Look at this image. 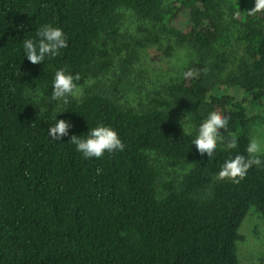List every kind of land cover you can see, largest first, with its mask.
Wrapping results in <instances>:
<instances>
[{
    "label": "trees",
    "instance_id": "trees-1",
    "mask_svg": "<svg viewBox=\"0 0 264 264\" xmlns=\"http://www.w3.org/2000/svg\"><path fill=\"white\" fill-rule=\"evenodd\" d=\"M254 5L0 0V264H240L244 220L254 211L264 221V166L239 184L216 176L228 157L247 155L249 111L264 107V14L248 16ZM129 19L147 42L122 45ZM45 24L62 28L68 47L32 64L22 43ZM145 44L166 57L181 49L187 62L164 94L134 106L125 90ZM61 68L81 77L67 104L51 99ZM190 69L197 75L184 78ZM212 111L237 147L218 146L211 159L192 140ZM185 113L193 129L184 133ZM60 119L69 135L54 141L48 129ZM99 124L124 150L85 158L71 136Z\"/></svg>",
    "mask_w": 264,
    "mask_h": 264
},
{
    "label": "clouds",
    "instance_id": "clouds-1",
    "mask_svg": "<svg viewBox=\"0 0 264 264\" xmlns=\"http://www.w3.org/2000/svg\"><path fill=\"white\" fill-rule=\"evenodd\" d=\"M248 16H256L258 13L264 14V0H255V5L248 10ZM240 11L235 13V18H239ZM22 27V26H21ZM35 37L25 38L23 40L24 53L32 64H38L45 61V58H53L57 56L60 49L68 47L65 34L60 27H54L51 24L42 25L35 32ZM205 73L208 69H203ZM197 70L190 69L183 73L184 78L195 77ZM80 75L75 76L66 73L61 68L55 71L53 79V91L51 99L54 101H63L67 104L68 97H77L81 89L74 81L80 80ZM37 92L39 89L36 90ZM192 113H185L180 120L184 133L192 129L191 124ZM228 119L217 111H212L207 118L201 121L196 129L195 138L192 144L196 146V150L201 156L207 154L209 158H213L218 145H223L226 149L231 150L237 147V141L234 138L225 137L220 133L221 129L228 130ZM71 125L64 119L56 120L55 124L48 129V136L54 141H60L63 137L69 135ZM229 136L231 134L229 133ZM70 143L75 145L76 151L82 153L85 158H101L105 152L114 153L124 150V143L119 137L116 130L109 126L99 124L91 128L87 135H72ZM247 155L237 154L234 157H228L222 164L217 173V180H230L239 184L245 179L248 171L253 167L264 166V138L256 135L251 136L246 146ZM99 171V170H98Z\"/></svg>",
    "mask_w": 264,
    "mask_h": 264
},
{
    "label": "rangeland",
    "instance_id": "rangeland-1",
    "mask_svg": "<svg viewBox=\"0 0 264 264\" xmlns=\"http://www.w3.org/2000/svg\"><path fill=\"white\" fill-rule=\"evenodd\" d=\"M133 19H129L125 24L124 35L120 39L123 46H135V42H147L149 38L147 32L137 29ZM140 59L131 70V87L125 90L134 106L139 102L147 100L155 93L164 94L165 88L174 82L179 76L182 67L186 64V53L179 49L172 57H166L156 47H145L140 49ZM119 74V73H116ZM111 77L103 80L105 86L109 87ZM221 90L228 94H235L237 99H242L244 94L236 88L221 87ZM249 115L254 117L251 127V136L256 135L264 138V107L260 109H250ZM183 116H178L180 122ZM193 129V127H192ZM191 129V130H192ZM223 146V145H218ZM242 240L237 243V253L240 264H264V221L251 211L244 220L240 230Z\"/></svg>",
    "mask_w": 264,
    "mask_h": 264
}]
</instances>
